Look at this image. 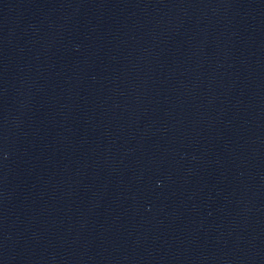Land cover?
Segmentation results:
<instances>
[{
  "label": "water",
  "instance_id": "95a60500",
  "mask_svg": "<svg viewBox=\"0 0 264 264\" xmlns=\"http://www.w3.org/2000/svg\"><path fill=\"white\" fill-rule=\"evenodd\" d=\"M0 264H264V0H0Z\"/></svg>",
  "mask_w": 264,
  "mask_h": 264
}]
</instances>
